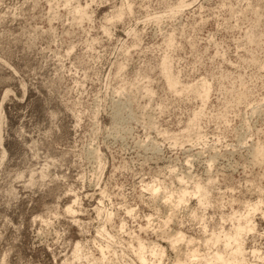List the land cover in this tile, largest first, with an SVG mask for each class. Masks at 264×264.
<instances>
[{
	"label": "rangeland",
	"instance_id": "374dc122",
	"mask_svg": "<svg viewBox=\"0 0 264 264\" xmlns=\"http://www.w3.org/2000/svg\"><path fill=\"white\" fill-rule=\"evenodd\" d=\"M0 264H264V0H0Z\"/></svg>",
	"mask_w": 264,
	"mask_h": 264
},
{
	"label": "bare ground",
	"instance_id": "6f19581e",
	"mask_svg": "<svg viewBox=\"0 0 264 264\" xmlns=\"http://www.w3.org/2000/svg\"><path fill=\"white\" fill-rule=\"evenodd\" d=\"M239 233V229L236 231V234H238ZM228 237L227 236H225V239H227ZM194 257H196V256H194ZM218 259L219 260H222V258H221V256H218Z\"/></svg>",
	"mask_w": 264,
	"mask_h": 264
}]
</instances>
